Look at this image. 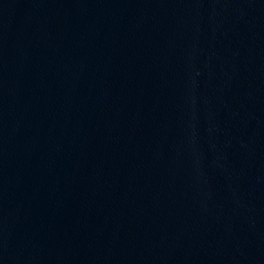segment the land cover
Masks as SVG:
<instances>
[{
    "label": "water",
    "instance_id": "obj_1",
    "mask_svg": "<svg viewBox=\"0 0 264 264\" xmlns=\"http://www.w3.org/2000/svg\"><path fill=\"white\" fill-rule=\"evenodd\" d=\"M0 264H264V0H0Z\"/></svg>",
    "mask_w": 264,
    "mask_h": 264
}]
</instances>
